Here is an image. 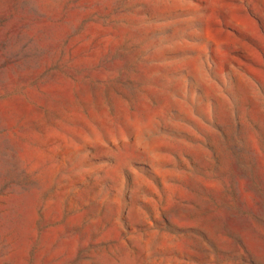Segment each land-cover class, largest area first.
Wrapping results in <instances>:
<instances>
[{
    "label": "rangeland",
    "instance_id": "obj_1",
    "mask_svg": "<svg viewBox=\"0 0 264 264\" xmlns=\"http://www.w3.org/2000/svg\"><path fill=\"white\" fill-rule=\"evenodd\" d=\"M0 264H264V0H0Z\"/></svg>",
    "mask_w": 264,
    "mask_h": 264
}]
</instances>
